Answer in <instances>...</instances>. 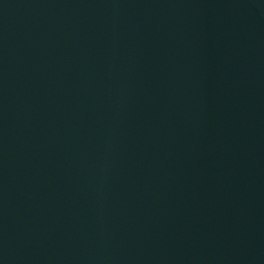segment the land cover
I'll return each instance as SVG.
<instances>
[{"label":"water","instance_id":"water-1","mask_svg":"<svg viewBox=\"0 0 264 264\" xmlns=\"http://www.w3.org/2000/svg\"><path fill=\"white\" fill-rule=\"evenodd\" d=\"M0 264H264V0H0Z\"/></svg>","mask_w":264,"mask_h":264}]
</instances>
